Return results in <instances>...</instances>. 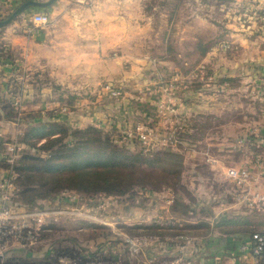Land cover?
Masks as SVG:
<instances>
[{
	"label": "rangeland",
	"instance_id": "374dc122",
	"mask_svg": "<svg viewBox=\"0 0 264 264\" xmlns=\"http://www.w3.org/2000/svg\"><path fill=\"white\" fill-rule=\"evenodd\" d=\"M25 1L0 5V20ZM141 4L149 28L126 55L111 54L109 71L54 95L47 72H33L28 102L16 90L13 101L2 95L0 116L39 129L30 139L37 145L93 126L130 152L170 151L179 177L153 168L123 195L23 193L11 166L42 154L20 141V129L17 151L8 139L0 144V264H215L223 256L232 264L241 240L264 233V205L245 196L264 195V11L245 0ZM10 129L2 134L16 138ZM229 168L250 172L246 190Z\"/></svg>",
	"mask_w": 264,
	"mask_h": 264
},
{
	"label": "crops",
	"instance_id": "0c3cea01",
	"mask_svg": "<svg viewBox=\"0 0 264 264\" xmlns=\"http://www.w3.org/2000/svg\"><path fill=\"white\" fill-rule=\"evenodd\" d=\"M17 1L0 0V5ZM245 1L264 11V0ZM141 3L142 0H56L46 10L49 23L45 25L32 23V13L16 15L0 28V51L4 48L6 53L0 58V98L3 95L13 101L16 90L18 98L28 102L31 93L25 76L33 72L37 77L47 72L53 86L46 91L54 95L57 87L69 88L78 81H91L95 72L109 71L111 54L126 53L129 42L140 39L149 28L144 19H150L142 15ZM231 33L238 36L237 31ZM124 61L116 58L113 63ZM25 124L23 119L1 117L0 144L8 139L17 151L18 131L27 128ZM11 127L16 138L2 134L8 129L10 132Z\"/></svg>",
	"mask_w": 264,
	"mask_h": 264
},
{
	"label": "trees",
	"instance_id": "16d2710c",
	"mask_svg": "<svg viewBox=\"0 0 264 264\" xmlns=\"http://www.w3.org/2000/svg\"><path fill=\"white\" fill-rule=\"evenodd\" d=\"M205 52L206 48L202 54ZM34 135L41 136L39 129L27 126L20 141L42 155L24 153L11 166L23 193L38 187L46 193L73 188L123 195L151 178L153 168L161 174L177 177L180 174L170 168L174 153L161 149L151 153L130 152L118 147L110 137H103L101 129L93 126L49 137L39 145L30 141ZM68 136L70 140L66 139Z\"/></svg>",
	"mask_w": 264,
	"mask_h": 264
},
{
	"label": "built area",
	"instance_id": "2783aa9c",
	"mask_svg": "<svg viewBox=\"0 0 264 264\" xmlns=\"http://www.w3.org/2000/svg\"><path fill=\"white\" fill-rule=\"evenodd\" d=\"M32 23L36 25H45L49 23V15L46 13L35 14L32 17ZM141 139H146L144 132L140 133ZM264 144V140H263ZM227 176L232 179L237 185L244 186L245 190L250 185L252 176L247 169H234L229 168L227 170ZM245 196L249 198H256L257 202L264 205V195L258 192L248 193L246 190ZM237 252L231 254L232 264H264V233L254 232L248 235L245 239L241 240L236 246ZM224 256L217 257L215 264H229L228 262L222 261Z\"/></svg>",
	"mask_w": 264,
	"mask_h": 264
},
{
	"label": "water",
	"instance_id": "95a60500",
	"mask_svg": "<svg viewBox=\"0 0 264 264\" xmlns=\"http://www.w3.org/2000/svg\"><path fill=\"white\" fill-rule=\"evenodd\" d=\"M56 0H46V1H37V0H27L20 4L12 14L4 20H0V26L9 23L18 13L24 10L27 7H42L47 8L51 6Z\"/></svg>",
	"mask_w": 264,
	"mask_h": 264
}]
</instances>
